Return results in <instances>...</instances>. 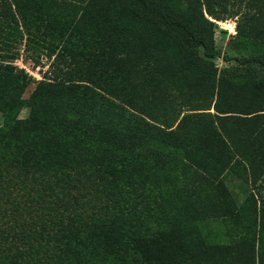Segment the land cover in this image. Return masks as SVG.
<instances>
[{
    "label": "rangeland",
    "instance_id": "rangeland-1",
    "mask_svg": "<svg viewBox=\"0 0 264 264\" xmlns=\"http://www.w3.org/2000/svg\"><path fill=\"white\" fill-rule=\"evenodd\" d=\"M174 1L195 6L216 48L220 71L206 84L160 31L132 26L97 0H0V228L9 233L3 219L34 214L48 259L264 264V68L255 65L254 82L223 76L225 68L243 74V58L264 49V0ZM49 82L62 86L63 116L112 132L71 140L75 127L52 126L42 103ZM21 171L55 183L46 206L1 178ZM109 191L130 207L94 223L73 219L81 195L94 204ZM15 201L32 210L21 217ZM0 264L17 260L5 255Z\"/></svg>",
    "mask_w": 264,
    "mask_h": 264
},
{
    "label": "trees",
    "instance_id": "trees-1",
    "mask_svg": "<svg viewBox=\"0 0 264 264\" xmlns=\"http://www.w3.org/2000/svg\"><path fill=\"white\" fill-rule=\"evenodd\" d=\"M97 1L101 10L113 12L119 18L124 17L132 26L143 25L160 31L163 35L164 42H168L169 45L179 48L182 59L186 61L189 68L196 72V78L201 84H206L208 80L210 81L213 76L219 73V67L213 60L217 54L216 48L214 43L207 38L199 23L198 17L195 16V6L192 3L178 5L174 0ZM198 47H203V55L199 53ZM243 61L247 63V70L243 74L239 72L228 74L231 68H225L223 70V76L227 81L230 80V76L232 78L245 76L254 82L260 73V70L256 69L255 65L264 68V49L252 52L249 56L243 58ZM62 95V86L60 84L55 82H49L47 84L42 103L47 113V122H50L52 126L57 125V129L64 133H67V130L75 127L76 129L73 130V135H69L71 140H74V136L83 137L87 135L91 137L95 133H104L101 130L102 128H105L109 133L112 132L113 127H105V123L101 125L100 123L94 122L91 127H88L82 122L74 121L72 115L66 114L63 116L61 114ZM254 98H256L255 95ZM211 104V102L208 103V105ZM214 109L220 114L229 112L225 107L224 93L222 90L218 91ZM247 109V113L254 112L251 104H248ZM30 112H32V109ZM108 117L107 114H103V121H107ZM56 120H58V123L55 122ZM117 122L119 121L116 120L114 123ZM164 135V145L166 147L171 143V131H165ZM1 178L6 179L7 186L12 189L26 186L24 190H21L20 196L24 198L26 195H31L30 201L34 200L41 206H46L44 204L46 195H51L54 192L53 186L55 183L53 181L36 178L32 174L25 173V171H21L19 174H9L6 178L2 173ZM127 185L133 186L134 181H128ZM12 189H10V195L17 197L18 194L13 193ZM131 190H134V188H129V192ZM110 192L108 200L102 201V199H99L100 201H96L94 204L89 203L91 194L81 195L80 200L76 202L77 207L73 210V219L94 223L104 214H107L113 207L117 212H124L130 207V203L124 195L115 193L112 195ZM22 197L20 199L21 201L23 200ZM14 206L20 211L21 217L23 214L32 210L31 205H24L19 201H15ZM6 213L7 211L3 213V218ZM10 220L9 227L12 229L11 232L7 233L3 228H0V240H3L2 236L4 234H10V241L7 238V242L3 240L4 246H2V242L0 241V257L11 255L16 258L17 264H68L66 258L64 256L61 257V254L58 252H56L57 256H59L57 259L47 258L51 246L47 245V235H44L40 229L36 228V224L42 222L36 220L34 214L29 215L28 218H24L23 220L6 218L3 219V222L7 223ZM17 240L20 241L19 244L16 242Z\"/></svg>",
    "mask_w": 264,
    "mask_h": 264
}]
</instances>
